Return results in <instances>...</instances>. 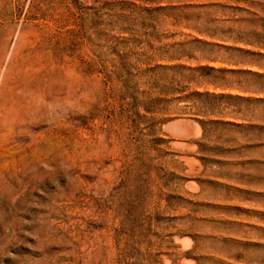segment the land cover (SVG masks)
<instances>
[{
	"label": "rangeland",
	"instance_id": "374dc122",
	"mask_svg": "<svg viewBox=\"0 0 264 264\" xmlns=\"http://www.w3.org/2000/svg\"><path fill=\"white\" fill-rule=\"evenodd\" d=\"M0 264H264V0H0Z\"/></svg>",
	"mask_w": 264,
	"mask_h": 264
},
{
	"label": "bare ground",
	"instance_id": "6f19581e",
	"mask_svg": "<svg viewBox=\"0 0 264 264\" xmlns=\"http://www.w3.org/2000/svg\"><path fill=\"white\" fill-rule=\"evenodd\" d=\"M178 125H179V126H178ZM178 125H177V124H176V125L173 124V126H171V127L176 128L177 130L182 131L183 129L180 127V124H178ZM180 131H179V132H180ZM179 132H178V133H179ZM182 132H183V131H182Z\"/></svg>",
	"mask_w": 264,
	"mask_h": 264
}]
</instances>
